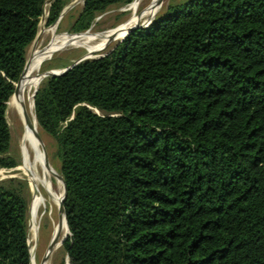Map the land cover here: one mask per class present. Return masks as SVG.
<instances>
[{
  "label": "trees",
  "instance_id": "trees-1",
  "mask_svg": "<svg viewBox=\"0 0 264 264\" xmlns=\"http://www.w3.org/2000/svg\"><path fill=\"white\" fill-rule=\"evenodd\" d=\"M134 1L86 0L70 32ZM45 3L0 0V170L19 166L6 112ZM34 114L58 148L70 264H264V0L171 3L46 78ZM30 197L0 180V264H30Z\"/></svg>",
  "mask_w": 264,
  "mask_h": 264
},
{
  "label": "bare ground",
  "instance_id": "bare-ground-1",
  "mask_svg": "<svg viewBox=\"0 0 264 264\" xmlns=\"http://www.w3.org/2000/svg\"><path fill=\"white\" fill-rule=\"evenodd\" d=\"M142 0L131 6L130 10L134 13L136 7ZM163 0H153L149 8L144 11L141 16L133 17L123 27L101 34H82L79 36L68 35L63 33L58 35L57 27L45 29L44 21L40 26V34L50 35L51 41L44 49H34L29 57L30 66L25 73L23 79L18 86V93L12 97L8 105L13 108L21 117L24 131L20 140L21 148V167L20 169L25 175L36 183L38 195H35L30 209V234L33 239L37 236V231L42 217L40 211L48 214L51 218L53 206L59 205L63 199L64 187L60 180L55 179L52 173H57L51 162L48 159L44 140L40 135V128L34 114L33 94L34 87L37 89L42 78L40 70L42 65L50 60L58 51H65L71 48H83L87 50L90 56L106 49L115 41L118 43L127 35L130 29L138 27L142 21L145 25H149L154 16L161 9ZM49 8V3L46 4L45 13ZM144 23V22H143ZM136 26V27H135ZM144 26V25H143ZM39 35V34H38ZM41 37V36H40ZM43 40V39H42ZM25 109L27 118L22 114V109ZM54 179L56 182H54ZM46 192L47 198L40 193ZM54 224L53 236L58 235V241L55 250L61 248L65 242V238L69 234L63 213H60ZM31 245V244H30ZM32 264H37L35 261V249L32 246ZM48 264V262L44 263Z\"/></svg>",
  "mask_w": 264,
  "mask_h": 264
},
{
  "label": "rangeland",
  "instance_id": "rangeland-1",
  "mask_svg": "<svg viewBox=\"0 0 264 264\" xmlns=\"http://www.w3.org/2000/svg\"><path fill=\"white\" fill-rule=\"evenodd\" d=\"M69 4H73L74 2L76 3L74 6H72L66 14L63 16L61 19L60 23L57 26V33L58 35H61L63 33H67L73 23L75 22L76 18L79 16V14L83 10L84 3L80 0H66ZM153 0H142L139 5L136 7L135 10V15L136 16H141L145 10H147L152 3ZM184 0H163L162 1V7L159 10V12L154 16L152 21L149 23V25H145V21H142L140 24L137 26L140 27H150L151 24L153 23L154 19L162 14H164L168 8V6L171 3H179ZM54 2V1H53ZM52 2V3H53ZM137 2L134 1L131 5L125 6V7H113L109 9L107 12L104 14L99 15L93 25L91 26L90 30L88 33L91 34H101V33H106L109 31H113L116 29H119L126 25L128 21L133 17L134 13L130 10L131 6L134 5ZM52 5V4H51ZM49 5V8L50 6ZM48 8V10H49ZM48 10L45 13L44 17V27L45 29H49L50 26H47V19H48ZM144 22V23H143ZM42 24V21L39 23V29H38V38L32 43V45L29 47L26 55V61L29 60V57L31 55V52L34 49H44L47 47L51 41L50 35H45V34H40V26ZM144 25V26H143ZM136 27V26H135ZM71 33V32H70ZM72 34V33H71ZM87 34V33H85ZM41 36V37H40ZM43 39V40H42ZM118 44V41L113 42L110 44L106 49L94 54L93 56H90L89 52L83 48H71L65 51H58L55 53L52 58L48 61H46L40 70V74H47V76L42 80V82L50 77L52 74L57 73L61 70L67 69L74 64L82 61L84 58H96L99 56L104 55L105 53L109 52L115 45ZM35 87L32 90V94L35 92ZM14 96V95H13ZM12 96V97H13ZM11 97V99H12ZM10 99V100H11ZM10 102V101H9ZM8 102V103H9ZM6 119L9 124L10 130H11V155L15 156L18 161H19V166L16 167L15 169L5 171V170H0V180L6 179V178H12V177H19L23 179H27V175L24 174V172L20 169L21 167V148H20V140L23 135L24 127L23 123L21 121V117L16 112L13 108H11L8 105L7 112H6ZM40 135L44 140L46 152L49 161L52 164L53 169L60 174V159L58 156V148L55 140L51 138L49 135H47L42 129H40ZM54 182L55 179H54ZM31 192V191H30ZM42 195H44L47 198L46 192L40 191ZM33 199H32V194L30 197V202H29V209L31 206ZM29 210H28V226L30 230V217H29ZM40 215H44L40 222L38 231H37V236L35 239H33L32 235L29 232V237H28V242L30 247L32 246L35 249V261L37 264H42L43 258L45 257L49 245L52 241V234L54 230V222L57 221L60 213H59V208L58 205L53 206V210L51 213V218L48 216V214L40 211ZM69 237V234L67 235ZM65 238V241L67 238ZM67 255L64 249V246L62 245L60 249L54 250V252L50 255L48 259V264H61L62 262H66L67 264Z\"/></svg>",
  "mask_w": 264,
  "mask_h": 264
},
{
  "label": "water",
  "instance_id": "water-1",
  "mask_svg": "<svg viewBox=\"0 0 264 264\" xmlns=\"http://www.w3.org/2000/svg\"><path fill=\"white\" fill-rule=\"evenodd\" d=\"M53 1H54V0H46V3H45V5H44L43 16L41 17L40 22H41V21H42V22L44 21L46 4L49 3V5H51ZM80 1H82L83 3H85L86 0H80ZM135 1H136V0H135ZM76 3H78V2L76 1V2H74L73 4H69V5H67L66 7H64V9L62 10V12H61L60 15H59V18H58V19H57V20H56V21L50 26V28L57 27L58 24L60 23L61 19L63 18V16L66 14V12H67L72 6H74ZM139 28H146V27H140V26H138V27H136V28L130 29V30L128 31L127 35H126V36H125L120 42H122V41H123V40H124V39H125L130 33H131V32H133L134 30H137V29H139ZM147 28H148V27H147ZM89 30H90V29H89ZM89 30L86 31V32H83V33H72V34H71V33H70L71 29H70V30L67 32V34H68V35H73V36H79V35H82V34L88 33ZM37 38H38V34H37V36H36V39H37ZM36 39H35V40H36ZM35 40H34V41H35ZM120 42H119V43H120ZM103 56H105V54L102 55V56L96 57V58H88V57H86V58H84L82 61H80V62L74 64L73 66H71V67H69V68H67V69L61 70V71H59V72H57V73H54V74H52L51 76H54V75H56V74H58V73H60V72H62V71L68 70V69H70V68H73L74 66H76V65H78V64H80V63H82V62H84V61H86V60L98 59V58H101V57H103ZM29 66H30L29 61H26V64H25L24 70H23V72H22V74H21V76H20V79H19L18 83L15 85V92H14V95H16V94L18 93V91H19V90H18V86H19L21 80L23 79L25 73L27 72ZM46 76H47V74H42V75H41V78L44 79ZM51 76H50V77H51ZM38 88H39V87H38ZM38 88L35 89V92H34V94H33V104H34V99H35L36 93H37V91H38ZM22 114L24 115L25 118H27V116H26V111H25L24 108L22 109ZM52 174L54 175L55 179L60 180V181L63 183V187H64L63 199H62V201L59 203L58 208H59V213H63V214H64L65 222H66V214H65V209H64V202H65V199H66V197H67V187H66V184H65V181H64L63 177H62L60 174H58V173H52ZM26 180H27L28 183H29L30 191H31V194H32V199H34L35 195H38V193H39V192H38V188H37V186H36V183H35L34 181H32L31 179H29V178H27ZM66 225H67V222H66ZM67 228H68V226H67ZM68 232H69V229H68ZM28 236H29V230H28ZM57 241H58V235H55V236L52 238V241H51V243H50V245H49V248H48V251H47L45 257L43 258L42 264L46 263V262L48 261L50 255L54 252V250H55V248H56ZM28 247H29V250H30V258H31L30 264H32V253H31V247H30L29 242H28ZM67 264H70L69 261H67Z\"/></svg>",
  "mask_w": 264,
  "mask_h": 264
},
{
  "label": "flooded vegetation",
  "instance_id": "flooded-vegetation-1",
  "mask_svg": "<svg viewBox=\"0 0 264 264\" xmlns=\"http://www.w3.org/2000/svg\"><path fill=\"white\" fill-rule=\"evenodd\" d=\"M77 20H78V17L76 18L75 22H76ZM75 22L73 23V25L75 24ZM73 25H72V26H73ZM71 28H72V27H71Z\"/></svg>",
  "mask_w": 264,
  "mask_h": 264
}]
</instances>
